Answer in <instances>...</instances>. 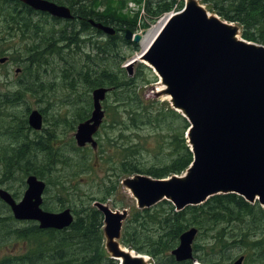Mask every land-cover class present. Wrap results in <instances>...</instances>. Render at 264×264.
Listing matches in <instances>:
<instances>
[{"label": "trees", "instance_id": "1", "mask_svg": "<svg viewBox=\"0 0 264 264\" xmlns=\"http://www.w3.org/2000/svg\"><path fill=\"white\" fill-rule=\"evenodd\" d=\"M49 1L68 6L74 19L59 20L17 0H0V58L20 69L14 82L9 72L0 74V186L20 200L27 176L34 174L47 184L43 209L69 208L74 221L64 230H44L35 221H17L0 199V264H119L105 249L104 218L94 203L112 200L114 207H123V179L182 175L194 157L185 136L189 122L168 101L143 97L145 87L158 79L146 74L139 82L140 69L128 76L124 65L140 50L126 40L125 29L146 31L184 3L132 0L145 12L127 14L129 0ZM200 2L239 25L243 39L264 45V0ZM90 20L115 27L116 34L105 36ZM101 87L111 91L103 103L98 149L79 148L71 133L90 117L91 92ZM61 92L69 99L66 111L56 106L49 122V112L41 107L47 126L31 129L30 102L52 107ZM130 210L121 243L149 256L152 264H235L241 257L242 264H264V209L258 202L221 194L179 212L167 200ZM193 227L198 230L193 259L177 262L172 252Z\"/></svg>", "mask_w": 264, "mask_h": 264}, {"label": "water", "instance_id": "2", "mask_svg": "<svg viewBox=\"0 0 264 264\" xmlns=\"http://www.w3.org/2000/svg\"><path fill=\"white\" fill-rule=\"evenodd\" d=\"M34 11L60 20L74 18L71 9L49 0H17ZM107 36L115 29L91 20ZM241 27L222 20L200 0H184L182 10L172 13L149 46L126 66L133 77L137 63H144L158 76L154 100L161 96L190 124L186 133L193 162L184 175L157 179L135 174L122 180L139 210L149 209L167 200L176 211L204 204L211 197L237 194L264 209V45L241 37ZM142 34L125 29V38L141 43ZM7 58H0L4 64ZM19 69L16 73H19ZM110 89L92 91L91 116L81 122L74 134L76 145L98 148L96 135L105 119L103 102ZM150 98V97H149ZM151 100V99H149ZM28 124L41 131L44 117L33 109ZM26 189L16 200L0 188V199L11 209L17 221H35L41 229L64 230L74 221L71 209L44 210L47 184L28 175ZM104 218L105 249L119 264H151L146 255L137 254L121 243L130 207L114 210L110 203L96 201ZM198 230L191 228L180 237L172 252L177 262L193 259ZM244 257L235 264H242Z\"/></svg>", "mask_w": 264, "mask_h": 264}, {"label": "rangeland", "instance_id": "3", "mask_svg": "<svg viewBox=\"0 0 264 264\" xmlns=\"http://www.w3.org/2000/svg\"><path fill=\"white\" fill-rule=\"evenodd\" d=\"M131 3H135L137 5V7L134 6H131ZM143 4H138L132 0H129L128 2V5L127 7H125V12L127 14H134L135 12H137L140 8H142ZM163 16L156 21V23L152 24L151 27L149 29L146 30L145 33H142L144 31H140V33H142V40H141V43L138 44V48H139V52L138 53H135L134 56L132 58H130L124 65V67H126L127 65H129L138 55H140L142 53V51L144 50V46L146 47V44L149 43L153 36L155 37L156 34L158 33L159 31V28L161 27L160 25L164 24V20L163 22H160L162 20ZM160 26V27H159ZM113 27V26H111ZM159 27V28H158ZM115 29V27H113ZM158 28V29H157ZM157 29V30H156ZM116 30V29H115ZM241 32V30H240ZM152 42V41H151ZM4 58V57H3ZM7 58V57H6ZM8 59V58H7ZM141 63H137L133 69V74L134 76H136L138 74V71L139 69L142 70L141 74L138 76V81L141 82L142 79H144V75L147 74V78L148 79H152L154 80V78H157L158 77L156 76V74L153 72V70L151 68H149L147 65V67H144L141 69ZM144 65V64H143ZM18 68L15 67V66H12L10 63H8L7 61L4 63V64H1L0 63V74H5L7 72H9V77H10V80L11 82H14L15 80V77L17 74H15V71L17 70ZM149 69V70H148ZM158 81L159 79L157 80L156 83H153L151 84L150 86H146L144 91H143V97L146 99V100H154V97H153V93H154V88L155 87H158ZM150 97V98H149ZM56 101H55V105L54 106H49L46 102H41V101H37V100H32L30 102V106L32 109H40L41 107H44L47 109V111L49 112L48 113V117H49V122L52 121V115L51 114H56L57 111H54L55 107L57 106V110L59 111H62V112H65L66 109H67V104L69 102V99L67 98V92H61L57 95L56 97ZM159 101H168L167 99H165L164 97H160L158 99ZM47 124L44 123V127H46ZM72 135H74V132L71 133ZM142 134H144V132H142ZM0 188H5V186H0ZM25 191V190H24ZM123 193L121 194V198L124 202V206L123 207H114L113 206V202L112 200H110V203L112 204V209L114 210H119V211H123L124 208L130 206V207H134V205L136 204V201L130 197V195L128 194V191H124V189L122 190ZM9 246V245H8ZM3 252H0V254H2Z\"/></svg>", "mask_w": 264, "mask_h": 264}, {"label": "bare ground", "instance_id": "4", "mask_svg": "<svg viewBox=\"0 0 264 264\" xmlns=\"http://www.w3.org/2000/svg\"><path fill=\"white\" fill-rule=\"evenodd\" d=\"M71 11H72V10H71ZM72 13H73V11H72ZM73 16H74V14H73ZM74 17H75V16H74ZM73 19H74V18H73ZM73 19H72V20H73ZM165 21H166V19L164 20V23H165ZM160 26L162 27L163 24L160 25ZM160 26H159V27H160ZM159 27H158V28H159ZM161 27L159 28V30L161 29ZM112 28H113V27H112ZM158 28H157V29H158ZM157 29H156V30H157ZM158 32H159V31H158ZM115 34H116V30H115ZM156 35H157V34H156ZM153 39H154V36H153L152 40H153ZM152 40H151V41H152ZM151 41H150L149 43L146 44V47L144 46V50L149 46V44L151 43ZM169 99H170V98H168V100H169Z\"/></svg>", "mask_w": 264, "mask_h": 264}, {"label": "flooded vegetation", "instance_id": "5", "mask_svg": "<svg viewBox=\"0 0 264 264\" xmlns=\"http://www.w3.org/2000/svg\"><path fill=\"white\" fill-rule=\"evenodd\" d=\"M90 21H91V20H90ZM89 118H90V117H89ZM89 118H88V119H89Z\"/></svg>", "mask_w": 264, "mask_h": 264}]
</instances>
